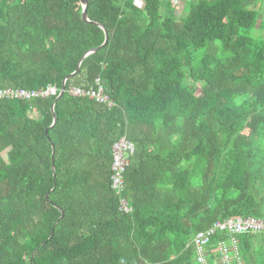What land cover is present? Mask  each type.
<instances>
[{"label": "trees", "instance_id": "trees-1", "mask_svg": "<svg viewBox=\"0 0 264 264\" xmlns=\"http://www.w3.org/2000/svg\"><path fill=\"white\" fill-rule=\"evenodd\" d=\"M87 1L105 28L82 0H0V88L60 90L0 100V264H199L196 233L264 219V0ZM98 77L114 108L71 93ZM237 241L264 264L263 234Z\"/></svg>", "mask_w": 264, "mask_h": 264}, {"label": "built area", "instance_id": "built-area-1", "mask_svg": "<svg viewBox=\"0 0 264 264\" xmlns=\"http://www.w3.org/2000/svg\"><path fill=\"white\" fill-rule=\"evenodd\" d=\"M71 93L77 97H86L99 104L114 108L117 104L106 93L101 77L96 78L95 83L88 89L74 87ZM60 94L55 86H49L42 90H29L26 88H0V100H25L32 101L37 98H51ZM112 187L118 194H123L125 189L124 173L129 166V157L135 152V144L126 135L120 136L112 144ZM121 210L130 213L132 208L122 196L120 199ZM218 232L228 233L230 242L221 241L213 250L209 246ZM241 234H263L264 219L257 217L230 218L215 222L210 228L196 233L188 246L196 247V260L199 264H211V252L216 254L215 264H232V259L239 255L237 248V236ZM235 252V255H231Z\"/></svg>", "mask_w": 264, "mask_h": 264}, {"label": "water", "instance_id": "water-1", "mask_svg": "<svg viewBox=\"0 0 264 264\" xmlns=\"http://www.w3.org/2000/svg\"><path fill=\"white\" fill-rule=\"evenodd\" d=\"M82 4H83V7H84L83 20H84L85 22L92 23V24L98 25V26H100V27H102V28H105L103 24H100V23L95 22V21H91V20L89 19V16H88V7H89V3H88V1H87V0H82ZM108 42H109V35H108V32L106 31V40H105V43H104L102 46H100V47H98V48H96V49H92V50H90L89 52H87V53L83 56V58H82L81 61H80V64H79L78 69H77L73 74L67 76V78H66V80H65V82H64V85H66L68 79H70V78H72L73 76H76V75H78V74L80 73V71H81V64H82L83 60H84L88 55H90V54H92V53H96L97 51L101 50L104 46H106V45L108 44ZM64 90H65V86H64L63 92H64ZM63 92L61 93L60 96H62ZM60 96H59V97H60ZM57 99H58V98H57ZM55 105H56V101H55V103H54L53 106H52V110H53V113H54V122H53V125H52V126H54V125L57 123V121H58V117H57V114H56V112H55ZM53 147H54V146H53ZM54 154H55V153H54ZM54 169H55V167H54ZM47 197H49V195H48ZM36 252H37V250L34 252V255H35Z\"/></svg>", "mask_w": 264, "mask_h": 264}, {"label": "rangeland", "instance_id": "rangeland-1", "mask_svg": "<svg viewBox=\"0 0 264 264\" xmlns=\"http://www.w3.org/2000/svg\"><path fill=\"white\" fill-rule=\"evenodd\" d=\"M182 3H183V2H182ZM179 9H181V8H179ZM179 9L177 10L178 13H179V11H180Z\"/></svg>", "mask_w": 264, "mask_h": 264}]
</instances>
